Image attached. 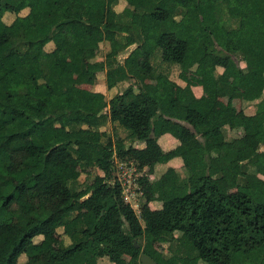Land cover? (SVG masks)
<instances>
[{
	"label": "trees",
	"instance_id": "16d2710c",
	"mask_svg": "<svg viewBox=\"0 0 264 264\" xmlns=\"http://www.w3.org/2000/svg\"><path fill=\"white\" fill-rule=\"evenodd\" d=\"M122 1L118 11L111 0H0V157L8 154L0 158V264H20L21 254L24 264H44L43 249L49 264H98L101 256L141 264L142 251L166 264L152 245L158 236L182 264H264V0H248V9L235 0ZM95 28L125 33L124 47L136 44L123 58L130 83L112 95L108 111L100 109L102 91L80 85L94 83L93 74H83ZM49 42L63 45L56 52ZM158 51L162 63L184 69L221 66L232 81L202 73L206 93L196 96L187 84L178 98L162 86L170 83L166 68L152 64ZM117 53L96 61V72L105 66L112 72L118 59L110 56ZM33 59L41 76L31 84L20 77L32 75ZM239 60L253 73L244 91L259 99L254 114L220 99L244 76ZM107 119L123 131L114 132V147L102 138ZM224 125L242 133L228 141ZM166 132L178 139L173 152L186 175L168 166L154 180L138 176V215L116 178L115 158L138 168L156 161L166 155L158 142ZM80 143L89 147L83 163L102 171L84 188L76 187L80 170L68 168ZM240 184L254 194L229 192ZM154 199L160 207L149 205ZM85 205L95 215L92 226L70 214ZM60 214L68 242L36 241ZM104 219V234L88 241ZM121 252L128 261L118 262Z\"/></svg>",
	"mask_w": 264,
	"mask_h": 264
},
{
	"label": "rangeland",
	"instance_id": "374dc122",
	"mask_svg": "<svg viewBox=\"0 0 264 264\" xmlns=\"http://www.w3.org/2000/svg\"><path fill=\"white\" fill-rule=\"evenodd\" d=\"M113 2V8L115 10H122L124 7L125 3L122 0H111ZM216 1V0H213ZM235 4H237L240 8L246 9L249 7V1L248 0H235ZM25 11H21V13H24ZM12 14H6L4 15V20L9 21L12 18ZM138 18L135 17L134 20H137ZM125 33L121 32H112L109 30H105L102 28H95L93 32V38L91 45L84 50L86 56H85V63H84V78L88 79V77H95V73L100 76V81L99 79L95 82L94 86L97 89H100L104 91V94L109 92V97H110V92L112 91H118L120 92L121 90L124 89V87L130 83L128 80L123 79V76L126 74L125 70L123 69L122 66L120 65H115L113 73L109 75L111 72H107V68L109 66H105L103 70L96 72L95 70V62L96 61H101L105 60L106 58V53L111 50V49H117L118 53L114 56L111 54L110 58L111 60L118 59L121 60L123 55L126 54L125 52L128 50V48H133L136 44L132 43L129 44L128 47H124L122 42H124ZM63 43L59 45H54L52 42L47 43L46 48L48 49H55L56 52H58ZM97 52V53H96ZM128 54V53H127ZM126 54V55H127ZM125 55V56H126ZM99 56V57H98ZM97 58V60H96ZM152 64L156 70H163L164 66L162 65L161 61V56L160 52H156L155 56L152 57ZM239 64L242 65V67H245V62L243 60L238 61ZM119 63V62H118ZM31 65V70H32V75L30 77H20V80L26 83H31L34 84L36 80H38L41 76V71L38 68L37 61L33 59L30 61ZM192 72H195L196 70L190 69ZM168 72V71H167ZM169 74V72H168ZM193 76L195 74H192ZM176 76V73H175ZM174 76V77H175ZM197 76V75H196ZM180 75L176 76V83L174 85H171V83H163L162 86L166 87H172L174 94L176 97L181 98L184 95V87L185 85L189 84L186 81H183L180 79ZM145 80L149 82H155V79L153 76L146 75ZM133 82L132 80H130ZM123 82H126L124 86L121 84ZM82 86L86 87H91L87 82L80 84ZM111 89V90H110ZM235 98H240V96L243 97L244 92H243V86H237V88L234 89L233 91ZM102 98L101 104H100V109L103 111L106 110L108 111L109 105H110V99L111 98ZM243 100L246 99L244 96L242 98ZM108 122L105 123V125H102V138L103 140L109 145L113 146L116 143V135H114V132L117 131L119 133H122L123 131L120 130L119 127H117L116 124H113L110 119H107ZM224 130V136L227 138L226 140L231 141L232 139L236 138L239 136L241 133L237 131H230L229 128L223 127ZM123 134V133H122ZM237 135V136H236ZM171 142V141H170ZM125 143H129L128 140ZM2 144L7 146L9 144V140L2 141ZM76 151L72 154V158L70 160V163L68 164L69 169H78L80 170V174L77 179L76 187L77 188H84L88 184H92L93 178L96 174L102 173V171L96 167L93 164H84L83 162L86 161L88 158V152H89V147L84 144L80 143L76 147ZM1 160H6L8 158V154L4 153L1 155ZM170 159L173 160L174 166L179 170L181 175H186L185 170L183 169L181 165V161L178 158L177 155L173 152V149H169L166 152L165 156H161L159 159L156 161H153L152 163H148L142 168H138L136 161L134 160H120L118 158H115V174L116 178H118L119 182L123 186V193L125 192L130 198L133 197V199L136 196H139L141 194L138 193L136 195L134 193V190L138 188L137 184V177L140 176L141 174L147 175L149 178H152L154 180L157 178L158 174L160 173V170L165 168V162L169 161ZM168 165V164H167ZM23 175H27L30 173L29 170L27 169H22ZM193 184L192 178L189 180L188 184L186 185V188L189 189V187ZM244 191L247 194L253 195L254 190L250 187L244 186V185H237L232 188H229V192H234V191ZM135 202V200H133ZM139 203L135 204V211L139 215L140 214V200ZM71 216L75 215L78 217L83 218L85 221V224L92 226L95 221V215L94 213L90 210V208L85 205L83 208L79 211H74L70 213ZM63 215L60 214L59 216H56L53 221L51 222V227L48 232L44 234H40L34 237L36 241L41 240L42 238H45L51 242V244L54 247L59 246L60 244H65L68 242L69 238L66 237L65 233L63 232ZM105 226H106V220L104 219L102 223L100 224L99 227L95 228L88 239V241L94 239L97 236L103 235L105 231ZM155 242V246L161 248L162 244H167L164 238L159 237L158 239L154 238L152 239ZM144 239L141 240V245L143 246ZM40 259L44 264H49V259L47 256V251L46 249H43L40 253ZM20 264L27 263L28 257L25 254H21L18 258ZM171 264H180L178 263L174 258H170Z\"/></svg>",
	"mask_w": 264,
	"mask_h": 264
},
{
	"label": "crops",
	"instance_id": "0c3cea01",
	"mask_svg": "<svg viewBox=\"0 0 264 264\" xmlns=\"http://www.w3.org/2000/svg\"><path fill=\"white\" fill-rule=\"evenodd\" d=\"M250 6V5H249ZM249 8V7H248ZM246 8V9H248ZM25 11V10H24ZM129 46V45H128ZM127 46V47H128ZM132 48H128V50L125 52L126 54L131 50ZM97 53V52H96ZM123 55L122 59L119 60L118 62V65L122 66L123 69H124V66H123V58L125 57V55ZM86 56L85 52H84V57ZM99 57V56H98ZM97 60V58H96ZM86 61V60H85ZM162 65L164 66V68H166V70L169 72V79H170V83L171 85H174L176 82V76L177 75H180V79L183 80V81H186L189 83L190 87L192 88L194 94L196 96H200L202 94H205L206 93V90L205 88L203 87L202 85V81H201V74L202 73H213L218 79L220 80H223V81H226V82H230L232 81V77L223 69V67L221 66H216L214 68H211V67H204L202 68L203 71H195V72H192V70L190 69H184V68H181L180 65L178 63H162ZM241 65V64H240ZM242 66V65H241ZM243 69L245 71L244 73V76L241 77V78H238L236 80L233 81V90H232V94L231 95H223L220 97V99L226 103L228 106H230L232 108V110L234 111H238V110H243L244 113L246 114H254L256 112V109H257V102L259 101V99L255 98V99H242L244 96L246 97V94H245V87L251 82L252 80V77H253V73L249 70H247L244 66H243ZM125 70V69H124ZM113 73V71L111 73H109V75H111ZM175 73H176V76H175ZM192 74H195L194 76ZM197 75V76H196ZM100 76L102 75H98L96 74L95 75V78H94V83H91V89H94V90H99V91H102L100 89H97L94 84L95 82L99 79L100 81ZM126 75L123 76V78L121 80L124 79ZM175 76V77H174ZM126 82H123L121 85L124 86ZM243 86V92H244V95L243 97L240 96V98H235L234 96V89L237 88V86ZM173 87V86H172ZM111 90V89H110ZM103 93V99L109 97V92H107L106 94H104V91H102ZM116 93V91H112L110 92V97H112V95H114ZM264 93V91H263ZM106 111V110H105ZM113 124H115V122H112ZM223 127H227L229 128L230 131H237L242 133V128L241 127H235V128H231L229 127L228 125H224ZM222 127V129H223ZM224 132V130H223ZM237 136V135H236ZM225 137V136H224ZM227 139V138H225ZM233 140V139H232ZM231 140V141H232ZM171 141V142H170ZM229 141V140H228ZM158 142L160 143V145L162 146V148L164 150H169V149H173L177 144H178V139L175 138L174 136H172L170 133H163L162 135H160L158 137ZM135 146H144V143H137ZM179 158V157H178ZM180 159V158H179ZM174 160V159H173ZM173 160L170 159L169 161L165 162V168L161 169L160 170V173L158 174V176L168 167V166H173L175 168V170L179 171L173 164ZM181 161V159H180ZM168 164V165H167ZM145 166V165H144ZM101 174V173H100ZM157 176V177H158ZM152 180V178H150ZM134 193L136 195H138V193H140V191H137V189L134 190ZM124 194V197L127 201H129V203L133 206V208L135 207V204L136 203H139V196H136L134 199L133 197H129L125 192L123 193ZM135 200L134 201H132ZM149 205L152 207V208H158L160 207V201L157 200V199H154V200H151L149 202ZM75 216V215H74ZM106 220V219H105ZM106 225H107V221H106ZM105 230H106V226H105ZM105 232V231H104ZM159 237H162L165 239L166 242H168V239L165 238L164 236H158V237H155V239H158ZM152 245L160 252H162L164 255H165V262L166 264H171V261L170 258H174L178 263L182 264L179 260H177V258L172 255L169 250L167 249V244H162V247L159 248L157 246H155V242L152 240ZM129 260V255L127 253H123L121 252L119 255H118V262H126ZM98 264H116V262L114 261H110L106 256H101L98 258ZM198 264H213V263H210V262H207L205 260H202V259H199L198 260Z\"/></svg>",
	"mask_w": 264,
	"mask_h": 264
},
{
	"label": "water",
	"instance_id": "95a60500",
	"mask_svg": "<svg viewBox=\"0 0 264 264\" xmlns=\"http://www.w3.org/2000/svg\"><path fill=\"white\" fill-rule=\"evenodd\" d=\"M135 244L138 245L136 241H135ZM139 260L141 264H157L155 259L150 254L144 251L140 252Z\"/></svg>",
	"mask_w": 264,
	"mask_h": 264
}]
</instances>
